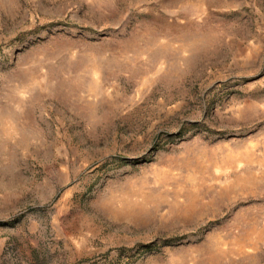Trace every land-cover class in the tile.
Returning a JSON list of instances; mask_svg holds the SVG:
<instances>
[{
    "label": "rangeland",
    "instance_id": "1",
    "mask_svg": "<svg viewBox=\"0 0 264 264\" xmlns=\"http://www.w3.org/2000/svg\"><path fill=\"white\" fill-rule=\"evenodd\" d=\"M0 264H264V0H0Z\"/></svg>",
    "mask_w": 264,
    "mask_h": 264
}]
</instances>
